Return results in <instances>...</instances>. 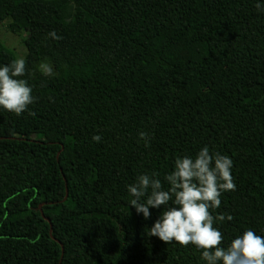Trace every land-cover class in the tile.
<instances>
[{
    "label": "trees",
    "instance_id": "trees-1",
    "mask_svg": "<svg viewBox=\"0 0 264 264\" xmlns=\"http://www.w3.org/2000/svg\"><path fill=\"white\" fill-rule=\"evenodd\" d=\"M4 22L32 64L0 46V264H264V0Z\"/></svg>",
    "mask_w": 264,
    "mask_h": 264
},
{
    "label": "rangeland",
    "instance_id": "rangeland-1",
    "mask_svg": "<svg viewBox=\"0 0 264 264\" xmlns=\"http://www.w3.org/2000/svg\"><path fill=\"white\" fill-rule=\"evenodd\" d=\"M8 22L0 24V46L11 51L17 62L31 65L32 62L27 56V51L23 43L26 33L17 35L9 31ZM185 61L188 59L187 55L183 58ZM37 69L43 73H49L52 70L51 65L47 63H39Z\"/></svg>",
    "mask_w": 264,
    "mask_h": 264
},
{
    "label": "water",
    "instance_id": "water-1",
    "mask_svg": "<svg viewBox=\"0 0 264 264\" xmlns=\"http://www.w3.org/2000/svg\"><path fill=\"white\" fill-rule=\"evenodd\" d=\"M66 196H67V188H66ZM66 196H65L64 199H66ZM39 209H40V212H41V216H42L46 221H48V223H49V227H50V231H49V233H51L52 230H51V223H50V220H49L48 218H45V217H44L43 212L41 211V205L39 206ZM62 256H63V247L61 246V258H60L59 263L61 262Z\"/></svg>",
    "mask_w": 264,
    "mask_h": 264
}]
</instances>
